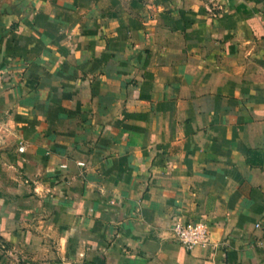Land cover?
<instances>
[{"label":"crops","instance_id":"obj_1","mask_svg":"<svg viewBox=\"0 0 264 264\" xmlns=\"http://www.w3.org/2000/svg\"><path fill=\"white\" fill-rule=\"evenodd\" d=\"M0 264H264V0H0Z\"/></svg>","mask_w":264,"mask_h":264},{"label":"built area","instance_id":"obj_2","mask_svg":"<svg viewBox=\"0 0 264 264\" xmlns=\"http://www.w3.org/2000/svg\"><path fill=\"white\" fill-rule=\"evenodd\" d=\"M24 151V147H20ZM175 240L186 249L195 247L210 248L215 246L211 237L209 226L204 221H186L173 227Z\"/></svg>","mask_w":264,"mask_h":264}]
</instances>
